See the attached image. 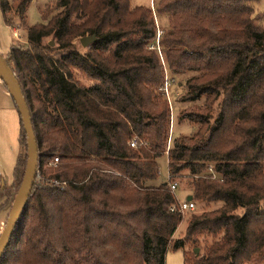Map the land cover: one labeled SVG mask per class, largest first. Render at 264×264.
<instances>
[{
  "label": "trees",
  "instance_id": "trees-1",
  "mask_svg": "<svg viewBox=\"0 0 264 264\" xmlns=\"http://www.w3.org/2000/svg\"><path fill=\"white\" fill-rule=\"evenodd\" d=\"M32 1L0 0L5 24L24 25ZM257 1L157 0L158 17L167 19L159 46L172 79L186 78L178 102L204 100L201 113L179 109V122L196 130L174 141L168 102L155 98L165 77L149 49L156 41L150 9L129 0H58L41 11L44 22L27 29V46L14 45L5 59L30 109L40 173L0 264H166L172 243L191 246L185 264L264 260ZM92 35L97 40L82 52L74 41ZM21 125L11 186L18 190L28 160ZM168 147L169 181L154 186ZM180 178L191 202L219 206L193 213L174 241L183 216L171 212V183Z\"/></svg>",
  "mask_w": 264,
  "mask_h": 264
},
{
  "label": "rangeland",
  "instance_id": "rangeland-1",
  "mask_svg": "<svg viewBox=\"0 0 264 264\" xmlns=\"http://www.w3.org/2000/svg\"><path fill=\"white\" fill-rule=\"evenodd\" d=\"M58 0H33L30 7L26 12V20L24 25H19L15 27H9L5 24L4 17L0 7V55L5 60L10 54L11 48L14 45H20L23 47L27 46V29L29 27L35 26L39 23L44 22L41 16V11L50 4L57 2ZM131 7H145L151 10L156 30V41L161 40L163 25L167 23V19L158 17L157 14V0H129ZM255 9L257 13L264 12V0H258L255 4ZM161 33V35H160ZM160 37V38H159ZM74 43L81 49L82 52L90 50V47L84 48L80 40L76 39ZM152 44L150 45V47ZM158 49V44L155 49L149 48L151 51H157L158 57L161 61V66L163 70V76L166 78H172L169 67L167 65L166 59L162 52L161 47ZM176 84L173 83L169 90V99L166 94L161 92V88L155 90V98H157L161 93L165 97L169 105V115H170V128L169 132L171 134V141H174L176 138L181 136H191L196 128L189 122H179L178 115L179 109L184 110V112H193L201 113L204 100H201L197 103L186 102L179 104L178 99L182 98V92L184 95L183 88L179 86V82L183 81L185 83V77H174ZM81 83L84 85H89L90 82L85 78L80 77ZM174 80V81H175ZM181 107V108H180ZM22 132V125L20 114L17 109V106L10 95L6 85L0 78V191L4 194L0 195V237L6 226L9 214L12 209L13 202L15 200L16 194L18 192V187L12 188L14 181V174L16 166L18 163V158L21 153L20 148V135ZM170 142V141H169ZM132 143V142H131ZM130 143V146H131ZM169 145V144H168ZM132 147V146H131ZM132 148H137L132 147ZM167 148L166 155H164L159 162L160 175L157 180L152 182V185L159 186L163 183L169 181V160H168V151ZM26 148H22V154L25 155ZM57 159V158H56ZM55 159V160H56ZM53 160L54 163L56 161ZM58 163V162H57ZM55 166V165H54ZM40 173V172H39ZM178 189L174 193L176 200L186 201L189 194V188L186 186L187 179L180 178L178 180ZM6 188V190H5ZM219 205L215 204H200L196 205V209L192 212H187L182 215V221L178 227V230L173 238L177 240L183 238L188 227V223L191 219L193 213L201 214L204 211L212 210ZM208 243H211L213 240H208ZM188 249L192 252L191 246H188ZM179 249L175 250L173 248V243L169 247L166 255V264H185V253L188 250ZM200 249V254L205 252V244H202ZM197 256V255H196ZM259 264H264V260Z\"/></svg>",
  "mask_w": 264,
  "mask_h": 264
},
{
  "label": "water",
  "instance_id": "water-1",
  "mask_svg": "<svg viewBox=\"0 0 264 264\" xmlns=\"http://www.w3.org/2000/svg\"><path fill=\"white\" fill-rule=\"evenodd\" d=\"M97 37L95 35L86 36L80 39V42L84 48L92 46ZM54 43H51L53 46ZM0 78L6 85L10 95L12 96L17 109L19 111L24 131L27 136L28 145V160L23 182L16 194L15 200L12 205L11 212L9 214L6 226L0 237V261L4 252L10 245L12 236L17 227V224L22 216L24 209L26 208L29 197L32 194L34 181L38 175L39 166V151L36 136L33 129L32 118L30 109L24 97L21 86L18 84L15 74L7 67L5 60L0 55ZM187 201H192V197H189ZM194 253L198 256L200 249L196 248Z\"/></svg>",
  "mask_w": 264,
  "mask_h": 264
},
{
  "label": "built area",
  "instance_id": "built-area-1",
  "mask_svg": "<svg viewBox=\"0 0 264 264\" xmlns=\"http://www.w3.org/2000/svg\"><path fill=\"white\" fill-rule=\"evenodd\" d=\"M160 35H161V33H160ZM159 43H160V40L158 39V43H157V41H155L150 48L155 49L157 44H158V49H160ZM173 83H174V78L172 79V78L168 77L165 79L164 86L161 87V92L163 94H166L168 99H169V90H170V87ZM136 145H137L136 141H133L131 143L132 147H136ZM55 161H56V163H54V164L56 165L58 162V159H56ZM38 174H39V171H38ZM177 189H178V183H171V192L175 193ZM195 209H196L195 203H193L191 201H187V200L186 201L185 200L184 201L177 200L176 204L172 205L171 212H178L181 215H184L185 213L192 212Z\"/></svg>",
  "mask_w": 264,
  "mask_h": 264
}]
</instances>
